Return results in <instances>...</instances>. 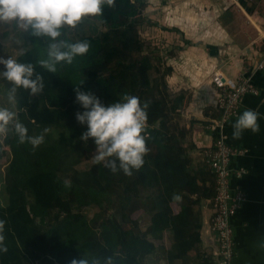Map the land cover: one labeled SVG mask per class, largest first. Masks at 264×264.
I'll list each match as a JSON object with an SVG mask.
<instances>
[{
  "label": "trees",
  "instance_id": "obj_1",
  "mask_svg": "<svg viewBox=\"0 0 264 264\" xmlns=\"http://www.w3.org/2000/svg\"><path fill=\"white\" fill-rule=\"evenodd\" d=\"M247 1L240 3L249 10ZM113 5H104L99 16L84 17L74 29H62L60 39L90 44L88 53L76 57L71 64H56L55 72L39 64L48 59L51 41L46 38H39L38 46L17 58L19 63L32 64L44 82L43 92L36 96L30 95V90L18 89L17 117L30 136L41 134L45 127L50 131L44 143L35 149L29 143L20 144L14 130L0 141V162L7 155L5 147L10 153L3 181L8 204L0 206L7 252L0 251V264H72L73 260L83 258L89 264L95 260L105 264L109 257L113 264H142L141 259L152 254L155 245L140 233L123 227L122 211L107 219L98 236L81 211L109 203L113 188L125 189L137 182L140 192L146 194L144 209L151 215L150 234L159 238L164 231H170L179 247L181 255H170L169 261L183 259L200 242L199 206L203 200L212 199L214 188L208 185L214 184V176L206 167L191 169V160L180 141L185 134L182 130L176 134L168 127L171 117L158 96L159 79H151L148 74L149 60L109 58L118 44L99 29L95 19L132 37L145 2L115 0L116 9ZM128 73H132L130 79ZM141 81L149 82L140 95L141 105L149 104L147 126L142 133L148 148L144 166L127 176L122 170L113 173L102 163L94 162L88 175L82 177L77 167L85 161V153L91 152L89 142L94 141L90 139L87 146L80 141L87 126L78 123L72 109L76 103L75 88L93 94L94 86L101 88L106 98L116 103L140 88ZM54 130L57 137L52 134ZM72 169L74 172L68 175ZM174 194L182 199L174 201ZM172 205L178 206L179 211L174 212ZM52 210H57L58 215L44 231L41 227L47 224Z\"/></svg>",
  "mask_w": 264,
  "mask_h": 264
},
{
  "label": "crops",
  "instance_id": "obj_2",
  "mask_svg": "<svg viewBox=\"0 0 264 264\" xmlns=\"http://www.w3.org/2000/svg\"><path fill=\"white\" fill-rule=\"evenodd\" d=\"M246 5L249 10L235 0H216L209 14L201 17L186 18L180 14L172 17V13L171 18H166L169 23L160 21L159 24L168 29L159 30V33L168 39L175 36L179 44L174 54L170 47L171 50L164 59L170 68L165 79L167 87L174 92H195L196 98L188 105L186 118L205 120V123L192 121L186 125L187 130L181 129L185 134L183 139L188 133L191 137V147L184 148L191 160V169H209L205 163L204 152L212 145L213 137L205 126L217 119L219 112L216 107L217 115L206 119L201 105L215 99V95L218 97V89L212 82L213 76L218 73L236 81L244 74L251 75L259 90L258 95L246 94L243 97L239 114L226 123L224 135L229 145L246 151L232 161L233 168L246 170L244 177L232 180L233 185L243 189L246 201L232 219L235 253L231 264H264V70L252 69L264 50V2L247 1ZM167 13L170 14L166 12L164 17ZM154 14L156 13L151 16ZM205 25L208 27L206 30L203 29ZM247 109L258 113L261 130L256 134L245 131L242 138L233 139L232 125ZM211 185L214 188L213 182ZM210 200H203L199 206L202 228L200 242L194 250L203 264L209 258L214 264H218L219 258L215 252L219 251V245L212 231L213 210ZM174 206V212H178L179 207ZM144 221L146 225L151 223L149 219ZM156 255L155 250L151 256ZM151 262L157 264L154 259ZM169 262L173 261L165 260V264H170Z\"/></svg>",
  "mask_w": 264,
  "mask_h": 264
},
{
  "label": "clouds",
  "instance_id": "obj_3",
  "mask_svg": "<svg viewBox=\"0 0 264 264\" xmlns=\"http://www.w3.org/2000/svg\"><path fill=\"white\" fill-rule=\"evenodd\" d=\"M114 3L115 0H0V22H14L31 36L51 41L48 44V59L40 60L39 64L55 72L56 64H71L76 57L86 55L90 49L87 41L70 43L60 39L62 29L66 26L74 29L84 17L99 16L104 5L112 6ZM0 65L4 67L0 76L12 85L7 98L13 109L18 89L30 90L33 96L43 92V77L35 72L32 64L19 63L11 57H0ZM75 92L76 103L83 109L76 113V120L80 125L87 126L80 141L86 146L90 139L94 141L96 150L93 161L102 163L113 173L122 170L125 175L131 176L133 169L139 171L148 153L145 136L142 134L147 126L148 102L141 105L139 97L125 95L123 102L105 106L91 92L81 91L80 87H76ZM232 128L233 139L242 138L245 131L259 133L258 113L251 109L245 110ZM10 129H14L20 144L29 143L34 149L44 143L45 135L50 131L45 127L40 135L30 136L28 129L19 121L16 111L0 108V135H6ZM181 199L180 195H173L174 201ZM4 230L5 221L0 220V251L7 252ZM72 264H89V261L83 258L73 260ZM93 264H100V261L95 260ZM105 264H113L112 258H107Z\"/></svg>",
  "mask_w": 264,
  "mask_h": 264
},
{
  "label": "rangeland",
  "instance_id": "obj_4",
  "mask_svg": "<svg viewBox=\"0 0 264 264\" xmlns=\"http://www.w3.org/2000/svg\"><path fill=\"white\" fill-rule=\"evenodd\" d=\"M134 1V0H133ZM145 6L140 10V23L132 30V37L123 35L119 30H113L106 27L101 21L96 20L95 22L98 25L99 29L106 33L110 40L118 44V48L115 49V52L109 56L110 59H124L125 61L129 60H140L143 57H146L151 65V69L148 74L151 79H159V91L158 96L163 99L165 105L170 114L171 121L168 124V127L171 131L176 134L179 133L181 129H185L186 125L194 121L196 123H205L203 121H197L190 118H186V110L188 105L196 97L194 96L195 92H190L187 94L186 91L174 92L167 87L166 76L169 72V67L165 64V56L169 50L172 49V54L178 50V38L172 36L171 38H165L163 34L159 33V30L165 31L168 29L162 24H159L160 21H169L166 18H171L172 13L174 16H186V18H197L201 15L209 14L208 12L212 9L213 4L216 3V0H143ZM253 5H256L255 3ZM114 9L115 3L113 5ZM166 14L164 17V13ZM154 16H151V14ZM160 13V14H158ZM132 17H136V14H132ZM159 19V20H156ZM190 20V19H188ZM205 25L203 29H207ZM158 29V30H156ZM202 29V30H203ZM204 30V31H205ZM180 35V34H179ZM181 36V35H180ZM181 39V38H179ZM183 39V38H182ZM170 40V41H169ZM39 38L31 36L28 32H25L22 29H19L16 23H2L0 22V57L8 58L11 57L17 60L18 56L22 53L32 49L34 46H38ZM169 45V46H168ZM171 47V49H170ZM252 62V60H251ZM3 65H0V71H3ZM133 73V72H132ZM132 73L127 74V79H130ZM88 82V81H87ZM213 82V80H212ZM214 83V82H213ZM9 82L0 76V108H9L16 111L17 115L19 113L17 103L15 108L8 102L7 93L9 88ZM149 86V82L141 81L140 88H137L136 91L130 92L129 96H137L140 99V95L144 90ZM94 95L102 101V103L107 106L111 102L106 98L105 91H102L101 88L94 86ZM189 93V92H188ZM122 94H120L121 96ZM215 95V99H210L205 101L201 105V110L204 116L208 118H214L217 114V100L218 97ZM72 109H74L75 114L78 111H83L78 103L72 104ZM214 116V117H213ZM14 129H10L7 134L12 132ZM6 134V135H7ZM54 137H57L58 132H52ZM6 135H0V141H3ZM35 135H40L34 133ZM47 136V134L45 135ZM190 134L186 135L185 139H181V144L183 148L191 147L192 141ZM90 143L91 152L85 153V161H83L77 168L81 172V176H86L89 173L90 166L93 165V155L96 150V145L93 142ZM7 155L4 157L3 161L0 162V206H7L8 204V191L6 185L4 184V172L6 163L9 160V148L5 147ZM198 158H200L198 156ZM68 175L74 172V169L68 171ZM139 183L129 184L127 188L123 189L118 186L112 189L110 193L109 203L103 204L97 207H88L82 209V213L87 216L91 222V227L96 232V236L99 235L102 226L105 224L107 219L111 218L113 214L118 211L124 213L122 219L123 227L126 230L132 231L134 234H141L143 237H146L151 243L155 245V250L157 255L152 257L146 255L141 259L142 264H152V260L156 261L157 264H165L170 255H181L178 245L175 243L173 233L170 231H164L159 238L152 237L150 234L151 224H145V219L151 220L150 213L145 211L146 206V194L140 192ZM209 188H213V185H209ZM129 199V200H128ZM32 202V197H29V203ZM174 206V205H172ZM175 207V206H174ZM58 215L57 210H52L48 219L47 224L42 226L41 229L46 231L48 229V224L52 223L54 217ZM38 223V222H37ZM199 253V252H198ZM197 251L192 250L187 253L183 260L176 259L170 264H203L197 256ZM207 264H214L211 258L205 260Z\"/></svg>",
  "mask_w": 264,
  "mask_h": 264
},
{
  "label": "built area",
  "instance_id": "obj_5",
  "mask_svg": "<svg viewBox=\"0 0 264 264\" xmlns=\"http://www.w3.org/2000/svg\"><path fill=\"white\" fill-rule=\"evenodd\" d=\"M240 2V0H235ZM264 2V0H249ZM252 69L264 70V50L254 62ZM213 82L218 89L217 108L219 117L208 123L205 128L212 134V145L204 152L205 163L214 176V194L210 203L213 210L212 231L215 233L219 251L215 255L218 264H231L235 253L233 217L246 201V194L240 186L232 183L233 179H241L246 175L243 168H233L232 161L246 151L226 142L224 129L226 123L239 114L240 104L246 94L258 95L251 75H242L233 81L216 73Z\"/></svg>",
  "mask_w": 264,
  "mask_h": 264
}]
</instances>
